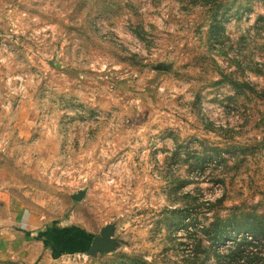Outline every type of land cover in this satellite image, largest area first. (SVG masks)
Masks as SVG:
<instances>
[{
    "label": "rangeland",
    "instance_id": "rangeland-1",
    "mask_svg": "<svg viewBox=\"0 0 264 264\" xmlns=\"http://www.w3.org/2000/svg\"><path fill=\"white\" fill-rule=\"evenodd\" d=\"M213 4L0 0V191L42 264H237L200 229L264 223V0Z\"/></svg>",
    "mask_w": 264,
    "mask_h": 264
},
{
    "label": "crops",
    "instance_id": "crops-1",
    "mask_svg": "<svg viewBox=\"0 0 264 264\" xmlns=\"http://www.w3.org/2000/svg\"><path fill=\"white\" fill-rule=\"evenodd\" d=\"M30 217V211L0 191V264H42L36 250L34 256L30 252L35 246H27L28 242L40 244L41 230Z\"/></svg>",
    "mask_w": 264,
    "mask_h": 264
},
{
    "label": "trees",
    "instance_id": "trees-1",
    "mask_svg": "<svg viewBox=\"0 0 264 264\" xmlns=\"http://www.w3.org/2000/svg\"><path fill=\"white\" fill-rule=\"evenodd\" d=\"M219 0H213V2L217 4ZM210 4V3H206ZM205 4V5H206ZM208 5L210 8H213L214 5ZM204 5V6H205ZM217 9V7H216ZM211 24L218 23V18L216 16V13L214 14L213 18L211 19ZM249 213H246L244 215H241L239 221L229 223L228 219H220L217 218L214 223L210 224L209 226L204 225L200 231L204 236L212 235L213 236V243L219 245V244H228L226 247L227 249H234L236 252V258H234L235 263L241 264V262L244 260V258H249V256L244 257V252L241 250V247L244 245V243L247 241L248 236L252 238H262L260 233H264V223L262 220L259 219H250V222H245V220L250 218ZM187 227L189 226H195L194 223H187ZM242 232H244V236L240 235ZM215 240V242H214ZM194 255L192 258H189L187 260L188 264H199L201 261V264H204V260H201L202 256L208 255V251L206 247L203 244V241H199L194 246ZM254 257L252 259H256L257 262L255 264H264V259L259 257V255L253 254Z\"/></svg>",
    "mask_w": 264,
    "mask_h": 264
},
{
    "label": "water",
    "instance_id": "water-1",
    "mask_svg": "<svg viewBox=\"0 0 264 264\" xmlns=\"http://www.w3.org/2000/svg\"><path fill=\"white\" fill-rule=\"evenodd\" d=\"M102 245H103V243H102V241L101 240H95V242H94V245H93V247H94V251H98V250H105V248H103L102 247Z\"/></svg>",
    "mask_w": 264,
    "mask_h": 264
}]
</instances>
